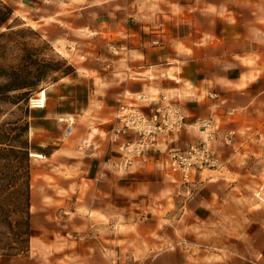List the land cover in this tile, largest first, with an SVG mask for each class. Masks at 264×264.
<instances>
[{"label":"crops","instance_id":"0c3cea01","mask_svg":"<svg viewBox=\"0 0 264 264\" xmlns=\"http://www.w3.org/2000/svg\"><path fill=\"white\" fill-rule=\"evenodd\" d=\"M0 1L74 69L30 111L31 247L0 264H264V0ZM163 96L190 127L119 168V108ZM209 118L221 166L185 186L168 151Z\"/></svg>","mask_w":264,"mask_h":264},{"label":"trees","instance_id":"16d2710c","mask_svg":"<svg viewBox=\"0 0 264 264\" xmlns=\"http://www.w3.org/2000/svg\"><path fill=\"white\" fill-rule=\"evenodd\" d=\"M13 10L0 1V30L7 25L13 16ZM13 27H8L9 33L0 35V41L13 33ZM49 46V45H48ZM26 55L17 66H0V106L28 107L29 96L50 74L68 76L74 69L67 60L61 61L39 60L38 54L26 51ZM35 57V58H34ZM57 81L56 79H53ZM24 117L29 118L30 111L26 108ZM29 121L22 126H16L9 131L2 130L0 134V154L5 163L0 168V182L2 201L8 208L2 210V219L5 227L12 235L13 244L7 248H0L5 256L26 255L29 252L31 239V167L30 145L28 139ZM18 133L12 135V132ZM13 215L17 216L16 220Z\"/></svg>","mask_w":264,"mask_h":264},{"label":"built area","instance_id":"2783aa9c","mask_svg":"<svg viewBox=\"0 0 264 264\" xmlns=\"http://www.w3.org/2000/svg\"><path fill=\"white\" fill-rule=\"evenodd\" d=\"M48 94L45 89L39 90L28 101L30 110H43L47 106ZM118 119L112 127L110 140L119 143L123 160L119 168L128 169L135 160L146 161L151 153L160 152V138L167 140L186 131L190 125L177 105L171 104L166 96L162 97V103L153 107L146 115L137 107L121 106L118 110ZM70 128L75 124L71 118L61 119ZM195 126L200 130L202 138L186 149H170L169 168L170 172L181 176L182 184L190 186L193 184L192 176L198 172L217 170L221 166L220 158L214 148L216 127L212 118L199 121ZM129 133L136 135L132 141L120 144L123 137ZM233 134L225 138L227 144L231 143ZM43 156L30 153V158Z\"/></svg>","mask_w":264,"mask_h":264},{"label":"rangeland","instance_id":"374dc122","mask_svg":"<svg viewBox=\"0 0 264 264\" xmlns=\"http://www.w3.org/2000/svg\"><path fill=\"white\" fill-rule=\"evenodd\" d=\"M8 27H13V33L5 37L0 41V66H17L21 63L22 58L26 55V51L38 54L39 60H49L53 59L56 62L64 59L61 55L55 52L53 47L45 41L40 32L30 26H27L20 18L13 15L11 20L0 30V35L3 33H9ZM49 45V46H48ZM35 58V57H34ZM66 60V59H65ZM68 62V61H67ZM60 74H50V77L46 82L52 81L53 79H58ZM43 82L34 92L31 93L33 96L41 89H45V83ZM26 108L31 111L26 105L21 104L18 106L12 105H1L0 106V134L2 130L6 132L9 129H14L16 126H22L26 120L29 118L24 117ZM31 114V112L29 113ZM18 133V130L12 132V135ZM5 163L0 154V168ZM31 167V162H30ZM0 174V178H1ZM2 184L0 182V248H7L10 244L12 245L14 240H12V235H10L9 230L5 227L3 223V217L1 215L2 210L7 207V204L3 203L1 193ZM17 216L13 215L12 220H16ZM3 252L0 251V254ZM130 264H137L136 262H131Z\"/></svg>","mask_w":264,"mask_h":264},{"label":"water","instance_id":"95a60500","mask_svg":"<svg viewBox=\"0 0 264 264\" xmlns=\"http://www.w3.org/2000/svg\"><path fill=\"white\" fill-rule=\"evenodd\" d=\"M70 132H72V129H71V128H69V129L67 130L66 136H67L68 133H70Z\"/></svg>","mask_w":264,"mask_h":264}]
</instances>
